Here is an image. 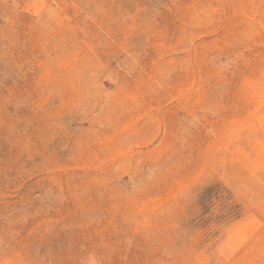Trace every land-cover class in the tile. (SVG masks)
Wrapping results in <instances>:
<instances>
[{
	"label": "rangeland",
	"instance_id": "rangeland-1",
	"mask_svg": "<svg viewBox=\"0 0 264 264\" xmlns=\"http://www.w3.org/2000/svg\"><path fill=\"white\" fill-rule=\"evenodd\" d=\"M0 264H264V0H0Z\"/></svg>",
	"mask_w": 264,
	"mask_h": 264
},
{
	"label": "bare ground",
	"instance_id": "bare-ground-1",
	"mask_svg": "<svg viewBox=\"0 0 264 264\" xmlns=\"http://www.w3.org/2000/svg\"><path fill=\"white\" fill-rule=\"evenodd\" d=\"M92 65V64H91ZM87 206V205H86ZM96 226V225H95ZM95 228V227H94Z\"/></svg>",
	"mask_w": 264,
	"mask_h": 264
}]
</instances>
